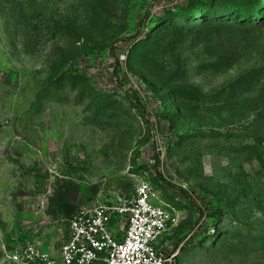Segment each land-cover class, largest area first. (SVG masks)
<instances>
[{"label": "rangeland", "instance_id": "1", "mask_svg": "<svg viewBox=\"0 0 264 264\" xmlns=\"http://www.w3.org/2000/svg\"><path fill=\"white\" fill-rule=\"evenodd\" d=\"M139 178L171 264H264V0H0V264Z\"/></svg>", "mask_w": 264, "mask_h": 264}, {"label": "built area", "instance_id": "2", "mask_svg": "<svg viewBox=\"0 0 264 264\" xmlns=\"http://www.w3.org/2000/svg\"><path fill=\"white\" fill-rule=\"evenodd\" d=\"M152 189L139 178L128 195L114 191L74 209L58 256L26 243L14 246L7 259L12 264H171L176 253L163 256L155 242L173 208ZM121 219L124 228L114 231L113 222Z\"/></svg>", "mask_w": 264, "mask_h": 264}, {"label": "trees", "instance_id": "3", "mask_svg": "<svg viewBox=\"0 0 264 264\" xmlns=\"http://www.w3.org/2000/svg\"><path fill=\"white\" fill-rule=\"evenodd\" d=\"M251 4V3H250ZM251 7V6H250ZM245 12H247V11H245ZM249 12V11H248Z\"/></svg>", "mask_w": 264, "mask_h": 264}, {"label": "crops", "instance_id": "4", "mask_svg": "<svg viewBox=\"0 0 264 264\" xmlns=\"http://www.w3.org/2000/svg\"><path fill=\"white\" fill-rule=\"evenodd\" d=\"M60 252V251H59Z\"/></svg>", "mask_w": 264, "mask_h": 264}]
</instances>
